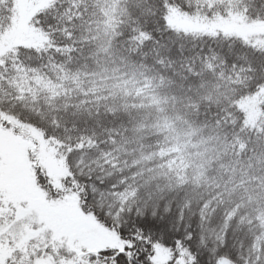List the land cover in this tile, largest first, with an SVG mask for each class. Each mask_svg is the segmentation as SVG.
<instances>
[{"label": "trees", "instance_id": "trees-1", "mask_svg": "<svg viewBox=\"0 0 264 264\" xmlns=\"http://www.w3.org/2000/svg\"><path fill=\"white\" fill-rule=\"evenodd\" d=\"M48 3L33 17L42 46H17L0 59V123L16 135L36 129L69 168L55 188L35 162L38 184L51 197L76 192L135 250L132 259L107 249L84 263L146 264L157 241L173 257L164 264H220L224 256L264 264V49L222 31L160 24L170 9L264 20V0ZM13 6L0 0V41ZM223 44L238 51L234 59ZM168 213L177 218L171 228ZM155 215L165 234L150 226ZM16 218L0 223L7 264L17 262L8 255L16 239L8 229L21 228ZM60 252L56 264H82Z\"/></svg>", "mask_w": 264, "mask_h": 264}, {"label": "rangeland", "instance_id": "rangeland-1", "mask_svg": "<svg viewBox=\"0 0 264 264\" xmlns=\"http://www.w3.org/2000/svg\"><path fill=\"white\" fill-rule=\"evenodd\" d=\"M49 1L14 0L12 20L1 34L0 59L17 46H42L45 41L43 30L35 26L33 17L37 11L47 6ZM163 16L164 18L160 19L163 28L165 22L174 30L187 33L222 31L228 37L233 36L244 43L264 49V20L250 21L241 12L221 10L208 18L170 9ZM173 37L167 41L168 45L173 42ZM223 47L225 51L221 53L226 59H234V53L238 51H229L226 44H223ZM253 108V104H249V109ZM248 115L249 119H252L249 113ZM2 125L0 123V223L6 222L3 218L14 213L21 225L15 232L8 229L10 235L16 238L15 244L8 250L11 260H17L16 264H56L54 253L57 249L61 251L60 254L68 250L71 257L78 254L82 264H86L84 260L88 259L87 255L91 254V251L100 254V251L107 249L114 251L112 256L123 253L132 259L135 250L131 249L129 238L123 239L106 222L97 220L94 214L84 208L83 199L76 192H64L61 198L51 197L49 190L38 184L33 170L35 162L44 168V176L49 177L52 187H60L63 178L69 174L66 163L59 161L54 148L41 134L34 128L25 127L19 132L20 135H16L11 126ZM57 192L51 195L54 196ZM156 203V209L165 205L161 199H157ZM165 212L167 213L168 209ZM154 220L155 223H150V226L162 234L168 231L164 227L166 220L168 228L177 223L174 213H168L165 221L156 215ZM46 249L50 251H45ZM148 249L146 264H164L173 258L165 246L157 241ZM174 259L182 262L178 257ZM220 260V264H238L225 256ZM61 262L69 263L65 258H62ZM0 264L7 263L1 260Z\"/></svg>", "mask_w": 264, "mask_h": 264}, {"label": "bare ground", "instance_id": "bare-ground-1", "mask_svg": "<svg viewBox=\"0 0 264 264\" xmlns=\"http://www.w3.org/2000/svg\"><path fill=\"white\" fill-rule=\"evenodd\" d=\"M99 253H97V255H98Z\"/></svg>", "mask_w": 264, "mask_h": 264}]
</instances>
